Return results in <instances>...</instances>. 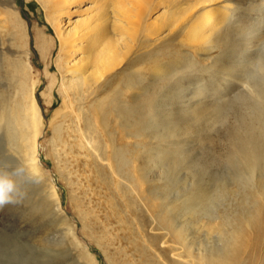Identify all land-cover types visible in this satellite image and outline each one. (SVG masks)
I'll use <instances>...</instances> for the list:
<instances>
[{
  "label": "rangeland",
  "instance_id": "374dc122",
  "mask_svg": "<svg viewBox=\"0 0 264 264\" xmlns=\"http://www.w3.org/2000/svg\"><path fill=\"white\" fill-rule=\"evenodd\" d=\"M114 1L119 0H70L64 5L62 12L56 13L58 21L55 20L56 14L52 13L50 0H0V49L4 60H10L21 68L28 66L34 73L40 74L39 96L46 120L45 132L40 137L41 159L45 173L42 179L43 189H39L30 176L18 177L22 184L19 182L21 185L18 186L20 190L17 200L0 206V264H198L194 261V257L190 258V254L174 242L171 235L161 228L163 224H159V219L154 217L161 211L160 196H169L167 200L174 199L175 196L183 195L188 191L196 181L202 185L204 183V187L210 190V186L214 183L217 185L233 177V170L226 164L214 163L211 167L205 165L204 161L209 159L205 149L211 146L216 156L227 150L229 141L224 136L226 128L237 123L234 112L228 110L229 107H233L229 106L228 102L242 91L247 90L246 95L251 97L252 92L243 77L234 74L238 72L240 66H234L232 76L228 75V78L224 79V84L218 85L216 81H207V88L204 84L206 81L202 79L209 76H205L206 72L199 67L201 62L210 63L212 59L208 54L200 57L194 53V58L197 59L195 67L199 65L196 71L198 74L195 72L198 76H188L192 79L190 82L193 81V84L189 85L201 84L203 90L199 87L196 88L197 92H191L193 109L199 110L208 102L215 104L218 109L227 108L223 109L224 113L228 112L227 115L218 117L220 111L215 110L208 114L209 119L205 121H188L187 116H183V113L186 114L185 103L176 104L177 96L170 92L168 94L170 102L172 101L170 105L174 104V108L178 107V112L172 107L175 111L168 116L165 107L159 117L162 122L159 120L160 122L155 123L149 118L146 124L148 132L154 128L163 131L168 126L180 128L179 136L171 137L169 139L171 145L168 146L160 142L161 138L157 135H131L124 139L121 136L124 130L113 117L109 123L101 122V118L95 116L88 107L90 97L88 100L85 97L82 99L79 93H75L80 97L75 101V106L80 107L79 111L85 123V127L82 125L85 130V146L82 147L79 140L74 137V130L78 128L77 121L67 119L64 115L54 114L59 107H63L64 80L75 78L66 72L65 64L62 68L59 65L61 53L57 27L69 30L74 28L77 21L88 15L92 16L87 19L92 23L104 8L111 11L110 4ZM124 2L129 8V0ZM191 2L194 0H150L146 6L144 20L164 24L170 21L172 11L177 12L179 6L185 7ZM237 3L242 13L244 10L249 12L250 0H237ZM168 32L169 29L166 27L152 36L148 41V47L140 49L141 46H138L139 57H142L145 51L148 52L141 63L133 69L145 68L146 71L143 70L146 73L145 81L150 85H153L149 80L152 76L150 72L154 69V67L150 68L152 66L150 61L162 58L160 55L163 50L170 51L179 47L185 52H180L178 48L180 58L189 57L191 53L184 40L187 35L184 30L178 31L176 38L169 36L167 38ZM40 35L45 36L46 42L40 44L37 42L36 37ZM157 38L162 39L156 40ZM231 54L233 53L225 54L222 48L213 49L211 52L215 60L219 59L218 65ZM158 63L161 64L162 61L158 60ZM146 66H149V69ZM228 68L231 70L232 67ZM128 71L129 68L120 78H124ZM51 77L55 78V85L53 89L44 91L51 95L50 102L41 95V91L51 85ZM179 105L183 108H179ZM49 122L52 125H49ZM57 126L63 128L61 138L55 135ZM124 143L129 144V157L132 159L130 184L117 175L111 165L112 150L116 145ZM158 151L162 152L160 153L163 155L162 158H159ZM0 152V165H2L0 169L10 172L15 168L16 163L6 156L1 146ZM161 161L163 163H160ZM205 172L209 173L206 175ZM25 179L29 180L26 182ZM50 179L57 185L64 207L63 216L66 215L67 223L63 221L62 216L53 213V199L47 192L51 188ZM42 200L51 203L50 214H40L36 212V208L33 209L34 205ZM263 203L264 201L257 206L256 213H259L254 218H250L252 225L243 224V234L240 237V245H242L239 251L240 263L264 264ZM220 207L219 209L223 211L224 207ZM217 220L208 223V219L202 218L199 224H194L196 227H193L195 231L193 232L199 238H193V248L197 250L204 248V242L219 243V237L214 231L220 222Z\"/></svg>",
  "mask_w": 264,
  "mask_h": 264
},
{
  "label": "bare ground",
  "instance_id": "6f19581e",
  "mask_svg": "<svg viewBox=\"0 0 264 264\" xmlns=\"http://www.w3.org/2000/svg\"><path fill=\"white\" fill-rule=\"evenodd\" d=\"M69 1L50 0L52 13L62 12L64 5ZM149 2L150 0H129L128 8L124 0L114 1L110 4L111 11L104 8L92 23L87 20L92 17L88 15L77 21L74 28L69 30L57 27L61 53L59 65L62 68L65 64L66 72L75 78L64 80L63 107H59L54 114L64 115L67 119L77 121L78 128L74 130V137L79 140L82 147L85 146V123L79 111L80 107L75 106V101L80 98L75 93H79L81 98L85 97L88 100L90 97L88 107L95 116L101 118V122L109 123L112 117L118 122L124 130L121 135L124 139L131 135H157L161 138L160 142L170 146L169 139L179 136L180 128L168 126L163 131L156 128L151 132L146 130L149 118L155 123L161 121L160 113L165 107L168 116L177 111L178 107L174 108V104L170 105L172 101L170 102L168 94L171 92L177 96L176 104L185 103L186 114L183 113V116H187L188 121H205L209 119L208 114L215 110L220 111L218 117H224L228 112L224 113L223 109L227 108L218 109L215 104L208 102L199 110L193 109V97L190 94L196 91V88L202 89V87L201 84L189 85L192 80L190 77H194L195 72L202 68V71L206 72L205 76H209L202 79L206 81L205 86L207 81H216L220 85V83L224 84V79L228 78V75L232 76L234 66H240L238 72L234 74L243 77L252 92V97L246 95V90L228 102L229 106H233L228 110L234 112L237 123L226 128L224 136L229 141L227 150L216 156L214 148L209 146L205 149L209 159L204 161L206 164L203 163L210 167L214 163L226 164L233 170V177L227 181L224 178L225 182L222 181L223 183L217 185L209 184L210 190L204 187V183L202 185L196 181L188 191L183 195L175 196L174 199L167 200L169 196H160L161 211L154 217L159 219V224H163V227L160 225L161 228L171 235L174 242L184 248L190 254V258L194 257V261L198 264H248L240 263L239 251L242 246L240 237L243 234V224L252 225L250 218H254L259 213H256L257 206L264 201V0H250L248 13L243 8L242 13L241 8H238L237 0H194L185 7L179 6L177 12L172 11L173 15L170 18L173 17V20L170 19L164 24L144 20ZM55 17V20H58V14ZM166 27L169 29L167 38L168 36L176 38L178 31H185L187 35L184 40L192 54L180 58L179 51L185 52L175 46L176 48L170 51L163 50L160 55L162 58L152 59L150 68L154 67V69L152 73L150 72L152 76L150 75L149 80L155 85L153 86L145 81V68L144 71L141 68H133L141 63L148 52L145 51L142 57H139L140 49L148 47V41L152 36ZM44 37L42 35L36 37L37 42L39 44L46 42ZM139 45L140 49H138ZM216 48H222L225 54L231 52L233 54L218 65L219 59L215 60L211 56L212 50ZM194 53L200 57L208 54L212 60L206 64L201 62L199 68L195 67L197 59L194 58ZM158 60L162 63L159 64ZM229 66L232 67L231 70ZM128 68V74L121 79V74ZM197 74L195 76H198ZM40 84L39 73H34L28 66L21 68L10 60L5 61L0 49V146L16 166L22 162L27 165L32 174L30 179L39 189H43L42 179L45 173L41 159L40 137L45 132L46 120L40 102ZM54 85L55 78L51 77V85L41 91V95L50 102L51 95L44 91L53 89ZM179 108L183 106L179 105ZM48 124L52 125L51 122ZM105 130H107L106 126ZM62 132L61 126L55 128V135L60 138ZM72 133L73 131L70 132V138ZM161 151L157 154L162 153ZM129 154L128 143L116 145L112 150L111 162L114 172L128 182L132 178V159ZM159 156L162 158L163 155ZM201 168L200 170H203ZM0 171L4 170L0 169ZM13 178L17 180L18 186L22 184L18 177ZM50 187L47 192L53 199V213L62 216L63 221L67 223L66 215L63 216L64 207L57 185L51 179ZM37 204L33 207L36 208V212L51 213L49 209L51 203L42 200ZM220 206L224 207L223 211L219 209ZM202 218L208 219V223L220 220L218 227L214 229L219 237V243L204 242V248L197 250L192 247L193 238L198 237L194 234L193 227L194 224H199Z\"/></svg>",
  "mask_w": 264,
  "mask_h": 264
},
{
  "label": "clouds",
  "instance_id": "9594fccd",
  "mask_svg": "<svg viewBox=\"0 0 264 264\" xmlns=\"http://www.w3.org/2000/svg\"><path fill=\"white\" fill-rule=\"evenodd\" d=\"M2 167V165H0ZM31 176L28 166L22 162L10 172L0 171V206L17 200L19 189L17 180L13 177Z\"/></svg>",
  "mask_w": 264,
  "mask_h": 264
}]
</instances>
